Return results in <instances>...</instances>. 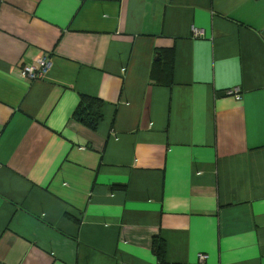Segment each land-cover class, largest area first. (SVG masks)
Wrapping results in <instances>:
<instances>
[{"label":"crops","instance_id":"0c3cea01","mask_svg":"<svg viewBox=\"0 0 264 264\" xmlns=\"http://www.w3.org/2000/svg\"><path fill=\"white\" fill-rule=\"evenodd\" d=\"M0 264H264V0H0Z\"/></svg>","mask_w":264,"mask_h":264},{"label":"trees","instance_id":"16d2710c","mask_svg":"<svg viewBox=\"0 0 264 264\" xmlns=\"http://www.w3.org/2000/svg\"><path fill=\"white\" fill-rule=\"evenodd\" d=\"M169 69V70H168ZM166 73L169 76L170 68H168ZM165 70H159L151 74V77H155L157 80L166 77L167 74H163ZM158 76V77H157ZM104 102L96 97L81 94L79 96V102L72 113V118L83 124L88 129L95 131L97 130L99 124L103 120L104 114ZM153 251L156 253L157 258L160 262L165 261V243L162 240H153Z\"/></svg>","mask_w":264,"mask_h":264},{"label":"built area","instance_id":"2783aa9c","mask_svg":"<svg viewBox=\"0 0 264 264\" xmlns=\"http://www.w3.org/2000/svg\"><path fill=\"white\" fill-rule=\"evenodd\" d=\"M193 33L195 37H202L203 32L199 29H193ZM50 65L49 58L46 56H41L36 60L35 64L29 66L21 67V75L27 77L29 79L35 80L41 78L47 71ZM227 94H236L237 90H228ZM205 257L200 256V261H204Z\"/></svg>","mask_w":264,"mask_h":264},{"label":"water","instance_id":"95a60500","mask_svg":"<svg viewBox=\"0 0 264 264\" xmlns=\"http://www.w3.org/2000/svg\"><path fill=\"white\" fill-rule=\"evenodd\" d=\"M158 55V54H157Z\"/></svg>","mask_w":264,"mask_h":264}]
</instances>
